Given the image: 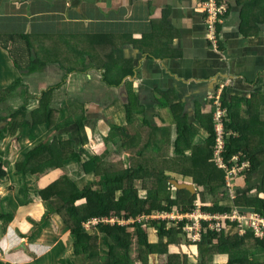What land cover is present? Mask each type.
Instances as JSON below:
<instances>
[{
  "label": "crops",
  "instance_id": "1",
  "mask_svg": "<svg viewBox=\"0 0 264 264\" xmlns=\"http://www.w3.org/2000/svg\"><path fill=\"white\" fill-rule=\"evenodd\" d=\"M224 1L228 12L218 23L216 48L209 37L203 0H0V88L17 82L4 100L0 94V114L14 115L21 106L18 116L29 117L41 99L43 104L46 101L49 107H54L50 126L38 124L33 129L35 141L23 135L17 140L16 127L6 130V123L0 121V157L8 164L15 163L22 159L25 148L37 140L52 141L60 133L61 139L69 140L78 151L74 155L81 152L82 161L96 156L102 161L103 170L137 168L144 177L135 181L140 199H146L156 173L164 171L169 177L172 200L178 190L172 180L194 186L195 192L190 193L197 197L187 211L197 204L210 207L214 200L230 206L228 212L256 211L237 205L235 200L250 188V196L264 199V0ZM14 59L20 68L15 66ZM35 66L39 69L33 70ZM221 86L222 101L223 97L227 99L228 120L232 122L231 137L248 138L260 164L255 170L229 180L226 170L211 159L224 171L223 191L213 198L193 181L198 176L197 169L207 161V147L194 154L188 149L177 155L175 143L179 116L191 127L181 137L180 145L188 148L191 143H205L209 136L207 127L212 124L214 127L215 94ZM21 97L25 101L33 98L26 104ZM43 104L37 113L44 114ZM9 105L13 106L11 110ZM62 112L72 118L85 115L86 143L79 142L76 123L59 130L56 124ZM64 161L61 168L50 166L39 170L41 176L34 181L35 188L43 189L62 175L76 181L80 188L88 184L100 186L101 177L94 173L86 175L74 157L68 156ZM185 169L190 176L183 175ZM29 182L27 176V186ZM22 185L21 177L8 166L0 188L5 202L6 196L9 199L3 204L1 200L0 206L11 222L0 221V262L83 264L73 256L69 232L58 216L50 217L53 224L46 221L41 227L33 226L42 221L38 222L45 212L42 204L47 207L48 204L40 198H30L25 205L27 186L24 189ZM203 191L204 198L200 195ZM174 209L186 212L175 204L166 211ZM159 211L162 210L151 216ZM112 217L124 220V224L104 226L125 228L133 239V233H137L135 225L146 224L147 234L153 231L156 236L154 240L148 237L149 244L158 243L157 231L150 228V223L160 227L159 223L135 222L142 216L128 217L126 211L120 217L96 218ZM176 228L172 230L181 242L170 245L168 254L181 257L186 264H200V245L190 244ZM166 243L164 238L163 245ZM212 249L207 253L209 264L217 260L227 262V256L218 251L214 255ZM166 257L141 254L135 264H165ZM257 258L264 259L259 255Z\"/></svg>",
  "mask_w": 264,
  "mask_h": 264
},
{
  "label": "trees",
  "instance_id": "2",
  "mask_svg": "<svg viewBox=\"0 0 264 264\" xmlns=\"http://www.w3.org/2000/svg\"><path fill=\"white\" fill-rule=\"evenodd\" d=\"M226 4V13L228 12V5ZM255 4V3H254ZM246 10L245 8L243 11ZM225 13V14H226ZM222 15V16H225ZM14 64L17 68L21 65L16 59ZM38 67H33V70H38ZM17 82L12 83L11 86L5 89L11 93L13 87ZM5 98L3 94L2 99ZM23 98V97H21ZM33 97H30L25 101L27 104ZM223 105L228 109L227 99L223 97ZM42 99L36 110L30 112L29 117L26 115L21 118L18 116V111L23 107H19L12 114L14 115H2L0 114V121L6 123V130H11L12 127H16L15 138L19 140L22 135L25 138H32L33 129L38 124H43L45 128L50 126L52 121L51 113L54 107L45 106L44 114L37 113L42 108ZM129 109H127L128 112ZM231 115V113H230ZM63 116V117H62ZM71 115H65L64 112L59 113V122L56 124L59 130L63 126H67L71 123H76L79 127V142L82 144L88 141V137L84 134V119L85 115L82 114L77 117H70ZM178 120V137L175 143V151L177 155L184 154L186 150L190 149L194 154L199 152L204 147H207L206 163L200 169H197L198 176L193 177V181L200 187H204L207 193L213 198H217L224 188V171L217 168L212 159L213 146H214V127L213 124L208 126L209 136L203 145L192 144L187 146H181V137H184L187 130L191 129L182 118L177 117ZM225 124L227 129L232 128V122L228 120V114L225 118ZM232 130V129H231ZM16 142V141H15ZM69 140H62L60 133L59 137L55 136L52 141L45 140L44 142L37 140L33 146L25 148L21 152V160L18 162V168L15 170L16 176L21 177L22 187L26 185V177L31 175L35 167L39 170L46 169L50 166L61 168L65 164V159L70 156L74 157V162H79L81 171L86 173H94V175L101 177L99 180L100 186L94 188L89 184L80 188L76 181H73L66 175L59 176L58 179L48 182L47 186L43 189H36L26 187L25 195L23 196V202L25 205L29 204L31 199L29 192L34 195H38L41 201L48 204V212L44 219L38 224L34 223V227H41L47 221L48 216H58L64 229L68 230L70 239L72 241L73 256L80 258L83 264H135L131 259L132 249V237L126 232L125 228L109 227L99 225L94 227L93 234L91 235L90 229L84 228L91 219L96 217H110L111 215H117L120 217L121 212L126 211L128 217H137L143 215H151L157 210H168L172 205H181L184 210H187L192 206L196 195L192 196L190 192L186 190H177V197L175 200L170 198L169 177L165 175L164 171L156 173L153 186L146 194V199H140L135 188V181L144 180V177L140 175L137 168L130 167L123 170H103L102 161L96 156H89L82 161L81 152H78L70 145ZM16 147L21 145L16 144ZM180 148V151H179ZM248 143V138L230 137L227 140L225 147V157L230 159L234 154L243 151L248 152L252 161V170L258 168L260 159L254 153L253 149ZM67 151L66 154L64 152ZM65 156V159H63ZM188 156V155H187ZM7 162L0 157V180H3L7 176L8 165ZM184 176H190L189 170L183 171ZM25 189V188H24ZM252 188L247 193L238 194L235 203L244 207H253L264 217V199H260L258 196H250ZM121 191V195H117V192ZM204 198V191L200 193ZM214 204L210 207H203L208 212H217V214H223L231 210L230 206H222L217 201H213ZM0 221L7 224L11 222V217L4 214L0 206ZM152 228L157 230V234L160 238V243L157 245H151L148 242L147 225L144 227L141 225H135L137 230V244L139 246L140 255H168V247L175 245L178 242L177 232L170 229L165 231L166 227H158L156 223H150ZM98 232V233H96ZM94 233H96L94 235ZM167 239L166 245H163V239ZM210 247H216L218 254L227 256V264H256L250 260L253 257L252 249H257L264 252V239H259L254 236L251 231L247 232L244 237H231L230 233L226 234L225 231L220 234H207L203 236L202 243L199 246L201 252L200 264H209V252ZM166 264H186V260H182L181 257L169 256ZM264 264V263H261Z\"/></svg>",
  "mask_w": 264,
  "mask_h": 264
},
{
  "label": "built area",
  "instance_id": "3",
  "mask_svg": "<svg viewBox=\"0 0 264 264\" xmlns=\"http://www.w3.org/2000/svg\"><path fill=\"white\" fill-rule=\"evenodd\" d=\"M206 8V20L208 22V32L211 41L217 48L219 46L218 23L221 21L222 15L226 12V4L220 0H203ZM223 86V85H222ZM222 86L215 94V123H214V146L212 160L227 172L229 180L236 176L247 172L252 167V162L247 153L240 151L234 154L230 159L225 157V147L227 140L231 136V131L226 128L225 118L227 116V108L222 103ZM204 206L196 205L189 212L159 211L153 216H142L135 220L138 223L155 221L166 229L172 230L177 227L181 231V235L186 237L190 244L200 245L203 236L207 234H220L229 229H246L245 235L251 231L256 238L264 239V217L256 211L234 209L231 212L217 214V212H208L203 209ZM158 219V220H157ZM88 226L124 224V220L119 218H95L90 220ZM172 224V225H171ZM231 233V231H230ZM244 235V236H245ZM240 236V235H239ZM240 236V237H244Z\"/></svg>",
  "mask_w": 264,
  "mask_h": 264
},
{
  "label": "rangeland",
  "instance_id": "4",
  "mask_svg": "<svg viewBox=\"0 0 264 264\" xmlns=\"http://www.w3.org/2000/svg\"><path fill=\"white\" fill-rule=\"evenodd\" d=\"M0 94H4L5 95V97H6V94H7V90L5 89V88H0ZM5 99V98H4ZM3 99V100H4ZM13 108V106L12 105H9L8 106V110H11ZM54 116L56 117V113H54ZM8 166H11L12 167V169H14V170H16L17 168H18V162L17 163H6ZM35 170L34 171H32L31 172V175H29L28 177H29V179H30V182H29V186L28 187H30V188H35L36 187V185H37V182H34L35 180H37L38 179V177H40L41 175H39V173H38V168L37 167H35L34 168ZM31 181L32 182H34V183H31ZM138 185H139V183H138ZM1 189L2 188H0V201L1 200H3L4 202H2V204L3 203H6V202H8V199H9V197L8 196H6V202H5V198H4V194L2 193V191H1ZM37 189V188H36ZM29 196H30V198H39V196L38 195H34L31 191L29 192ZM42 206H43V210H45V212H44V214H42V216H40L39 217V220H38V222L40 221V220H42V219H44V217L46 216V214H47V212H48V210H47V206L45 205V204H42ZM46 206V207H45ZM51 216H48V217H46V219H47V221H48V223L50 224H53V222H52V220H53V218H50ZM52 219V220H51ZM55 221H57L58 222V220L55 218L54 219ZM158 220V219H157ZM21 221V219L20 220H18V222H20ZM147 221H149V220H145V222L144 223H147ZM31 223V222H30ZM63 224V223H62ZM32 225V224H31ZM144 227H146V225L144 224L143 225ZM84 228H88V224H85V226H84ZM150 228H152L151 226H150ZM152 230H154L153 228H152ZM156 230V229H155ZM157 231V230H156ZM165 231L166 232H168V229H165ZM230 231H231V233H230ZM245 232H246V229H244V230H241V229H229V230H227V231H225V233L226 234H228V233H230V236L231 237H235V235L236 236H238V237H240V236H244L245 235ZM93 233L91 232V235H92ZM134 234V237H133V241L135 240L136 241V244H137V235H136V233L134 232L133 233ZM240 235V236H239ZM131 236V235H130ZM148 237H149V239L150 240H154V238L156 237L155 235H154V233H153V231H149V233H148V235H147ZM157 236H158V234H157ZM59 238L55 235V241H57ZM158 243H160V238H159V236H158ZM48 240H50V238H48ZM157 243V244H158ZM135 244V242H134V245H133V247H132V253H134L135 254V263H138V255H140V252H139V246H138V244L136 245ZM157 244H153V245H157ZM57 248H59V243H57ZM211 248H213L212 250H211V252L214 254V255H217V251H218V249L216 248V247H210V249ZM55 249V248H54ZM210 249H209V251H210ZM56 250V249H55ZM168 250H169V247H168ZM253 250V252H255V253H253L252 255H253V257H250V260H252L254 263H256V264H261V263H264V259H258L257 258V256L259 255V256H263L264 257V252H259V251H257L256 249H252ZM209 253V252H208ZM261 253V254H260ZM50 254H53V250L50 252ZM50 254H48V255H50ZM47 255V256H48ZM213 255V256H214ZM162 256H165V255H162ZM167 257H166V260L164 261V263L166 262L167 263V258L170 256L169 254L168 255H166ZM54 257V254L52 255V257L50 258V261H52L53 258ZM132 257V256H131ZM2 258H4V257H2ZM132 259V258H131ZM133 260V259H132ZM49 262V261H48ZM53 262V261H52ZM55 262V261H54ZM33 263H35V264H43V261H36V262H33ZM56 264H58L59 262H55ZM150 263V262H149ZM165 263V264H166ZM228 263V259H227V262L225 263V261L224 260H217L216 262H213L212 264H227ZM0 264H4V263H2V262H0Z\"/></svg>",
  "mask_w": 264,
  "mask_h": 264
},
{
  "label": "water",
  "instance_id": "5",
  "mask_svg": "<svg viewBox=\"0 0 264 264\" xmlns=\"http://www.w3.org/2000/svg\"><path fill=\"white\" fill-rule=\"evenodd\" d=\"M171 183L178 189H184L187 190L189 192H191L192 194L195 192V188L192 184H187V183H179L175 180H172Z\"/></svg>",
  "mask_w": 264,
  "mask_h": 264
},
{
  "label": "clouds",
  "instance_id": "6",
  "mask_svg": "<svg viewBox=\"0 0 264 264\" xmlns=\"http://www.w3.org/2000/svg\"><path fill=\"white\" fill-rule=\"evenodd\" d=\"M214 135H215V134H214ZM230 137H231V136H230ZM230 137H229V138H230ZM248 156H249V155H248ZM251 162H252V161H251ZM251 169H252V167H251ZM247 172H248V171H247ZM162 211H166V210H162ZM179 212H180V211H179ZM188 212H189V211H188ZM182 214H185V212H182ZM223 214H224V212H223ZM147 216H151V215H147ZM147 216H146V217H147ZM160 227H163V226L160 225Z\"/></svg>",
  "mask_w": 264,
  "mask_h": 264
},
{
  "label": "flooded vegetation",
  "instance_id": "7",
  "mask_svg": "<svg viewBox=\"0 0 264 264\" xmlns=\"http://www.w3.org/2000/svg\"><path fill=\"white\" fill-rule=\"evenodd\" d=\"M230 130V129H229Z\"/></svg>",
  "mask_w": 264,
  "mask_h": 264
}]
</instances>
